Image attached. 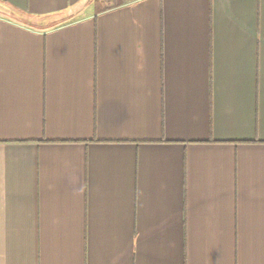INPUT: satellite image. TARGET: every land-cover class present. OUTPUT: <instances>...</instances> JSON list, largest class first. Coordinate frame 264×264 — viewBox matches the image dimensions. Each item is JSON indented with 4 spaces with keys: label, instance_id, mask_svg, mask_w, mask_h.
Masks as SVG:
<instances>
[{
    "label": "crops",
    "instance_id": "0c3cea01",
    "mask_svg": "<svg viewBox=\"0 0 264 264\" xmlns=\"http://www.w3.org/2000/svg\"><path fill=\"white\" fill-rule=\"evenodd\" d=\"M0 264H264V0H0Z\"/></svg>",
    "mask_w": 264,
    "mask_h": 264
}]
</instances>
